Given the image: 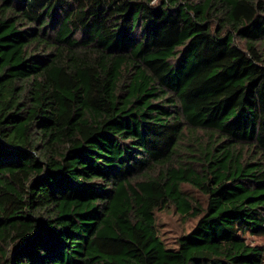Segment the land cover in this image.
<instances>
[{
	"label": "trees",
	"instance_id": "1",
	"mask_svg": "<svg viewBox=\"0 0 264 264\" xmlns=\"http://www.w3.org/2000/svg\"><path fill=\"white\" fill-rule=\"evenodd\" d=\"M263 50L264 0H0V264H264Z\"/></svg>",
	"mask_w": 264,
	"mask_h": 264
},
{
	"label": "rangeland",
	"instance_id": "2",
	"mask_svg": "<svg viewBox=\"0 0 264 264\" xmlns=\"http://www.w3.org/2000/svg\"><path fill=\"white\" fill-rule=\"evenodd\" d=\"M234 43L242 46L238 38H234ZM264 52V50H263ZM154 174V171L151 170ZM182 190L190 197L193 202L200 203L205 206V197L190 185H183ZM156 229L157 232L167 247H174L177 238L190 231L195 225L197 218H189L180 215L173 206L156 212ZM248 242L261 245L264 247V237L247 236Z\"/></svg>",
	"mask_w": 264,
	"mask_h": 264
}]
</instances>
